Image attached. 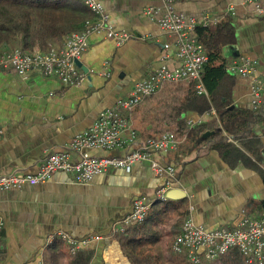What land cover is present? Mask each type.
Here are the masks:
<instances>
[{"label":"crops","instance_id":"0c3cea01","mask_svg":"<svg viewBox=\"0 0 264 264\" xmlns=\"http://www.w3.org/2000/svg\"><path fill=\"white\" fill-rule=\"evenodd\" d=\"M100 1L114 29L132 38L119 46L105 32L90 34L88 48L80 61L84 75L80 85L67 87L37 70L24 77L12 70L0 72V176L38 172L45 157L63 149L90 127L101 112L128 97L135 84L148 79L160 66L163 55L170 54V67L177 64L174 57L177 38L159 23L164 11L152 17L146 13L150 7L161 8L162 0ZM261 5L264 8V0ZM175 8L189 18L209 17L213 21L209 25L212 30L228 15L232 17L236 43L223 48L222 57L227 67L241 57L259 62L256 75H237L233 89L237 107L254 109L251 85L255 77L264 74V14H258L250 0H176ZM193 37L199 39L197 31ZM63 43L64 39L55 46ZM166 45L171 46L170 50H166ZM262 98L260 106L264 105V93ZM150 118L145 103L132 114L142 140L157 136L151 130ZM215 118L214 112L202 116L189 113L187 124L195 127ZM183 142L168 156L156 158L176 165L175 190L184 195L178 201H184L185 215L192 216L207 230L232 228L243 210L254 217L261 215L263 135L234 142L255 161L234 166L207 144L192 149ZM91 154L121 156L123 151L93 150ZM162 182L148 163H141L130 173L112 169L85 185L76 183L71 174L58 172L45 184L0 191V219L4 223L0 264H47L52 245L60 241L51 242L49 237L57 231L76 238L102 236L83 248L93 251L90 264H130L119 242L110 236L111 227L130 212L135 198H153ZM159 207L153 205L150 216ZM62 249L66 251L64 245Z\"/></svg>","mask_w":264,"mask_h":264},{"label":"built area","instance_id":"2783aa9c","mask_svg":"<svg viewBox=\"0 0 264 264\" xmlns=\"http://www.w3.org/2000/svg\"><path fill=\"white\" fill-rule=\"evenodd\" d=\"M81 1L92 14V18L85 21L84 30L70 33L64 37L63 45L47 50L35 47L27 52L14 48L1 53L0 72L12 70L24 77L37 70L46 77L60 80L67 87L78 86L84 76L79 63L88 48L90 34L105 32L107 38L114 39L119 46L132 38L130 34L114 29L100 0ZM250 2L255 4L258 14H264L261 0ZM175 3L176 0H162L161 8L150 7L146 13L152 17L161 10L164 11L159 23L164 31L177 38L174 50L177 64L170 67V54L163 55L160 66L148 79L135 84L128 97L101 112L90 127L78 133L63 149L53 151L45 157L38 172H13L0 176V191L45 184L58 172L71 174L76 183L85 185L94 177L112 169L130 173L135 165L148 163L163 182L153 198L140 196L133 200L130 212L111 227L112 237L143 223L153 205H164L168 202L169 192L176 189L178 171L175 164L158 160L156 156H168L179 148L184 139L178 138L172 131H167L142 140L134 126L132 114L147 98L159 93L169 83L191 82L196 85L199 94L208 95L202 82V72L208 57L202 43L193 35L199 27H209L213 21L207 16L201 19L186 17L176 10ZM230 10L233 12V8ZM165 48L168 51L171 46L166 45ZM258 65L259 62L255 59L241 57L233 61L228 71L235 76L253 77L258 71ZM263 93L264 74L255 77L251 85L254 109L261 105ZM93 150H121L123 154L93 156ZM3 227V220L0 219V246ZM102 238L94 235L76 238L65 231H57L49 237V241L59 239L71 255H76L81 249ZM233 248L239 250L247 264H264V210L258 217L243 210L232 228L216 230L205 229L192 216L187 215L172 244V251L183 255L191 264L215 261Z\"/></svg>","mask_w":264,"mask_h":264},{"label":"trees","instance_id":"16d2710c","mask_svg":"<svg viewBox=\"0 0 264 264\" xmlns=\"http://www.w3.org/2000/svg\"><path fill=\"white\" fill-rule=\"evenodd\" d=\"M87 10L81 0H0V54L14 48L30 52L35 47L47 50L55 46L70 33L84 30L85 21L92 18ZM197 35L208 57L202 72L208 95L199 94L191 82L166 84L143 102L151 116V130L157 136L172 131L192 149L207 144L231 166L255 164L234 144L264 134V105L245 109L234 104L236 76L228 71L222 57L223 48L236 43L233 19L228 15L213 30L199 27ZM213 112L216 118L211 123L188 126L189 113L202 116ZM206 133L209 135L204 137ZM175 202L179 203L169 199L166 204L158 205L161 207L153 215L149 213L143 223L115 235L130 264H191L183 255L172 251L187 216L183 212L184 201L176 207L170 206ZM62 246L61 241L54 242L47 264L91 263L93 251L81 249L71 255ZM203 264L247 263L239 250L233 248L217 260Z\"/></svg>","mask_w":264,"mask_h":264},{"label":"water","instance_id":"95a60500","mask_svg":"<svg viewBox=\"0 0 264 264\" xmlns=\"http://www.w3.org/2000/svg\"><path fill=\"white\" fill-rule=\"evenodd\" d=\"M79 66L81 67L80 63H79ZM208 135H209V133H206L204 135V137H206ZM183 196H184L183 194H181L179 191H176V190H173V191L169 192V194H168L169 199H174V200H179Z\"/></svg>","mask_w":264,"mask_h":264}]
</instances>
